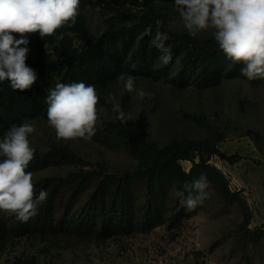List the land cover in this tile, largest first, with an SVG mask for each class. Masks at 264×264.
Returning <instances> with one entry per match:
<instances>
[{
	"label": "trees",
	"instance_id": "obj_1",
	"mask_svg": "<svg viewBox=\"0 0 264 264\" xmlns=\"http://www.w3.org/2000/svg\"><path fill=\"white\" fill-rule=\"evenodd\" d=\"M99 1L116 11L122 6H135L142 10V14L133 25L118 26L117 20H112L100 36L92 35L80 14H77L74 25L66 24L51 36L41 37L38 31L24 34L23 38L29 41L26 47L38 51L25 61L37 79L30 89L24 91L13 90L7 80L0 81V139L12 125H20L25 120L31 123L36 118L48 120L46 98L49 89H54L57 83L84 82L98 88L117 80L122 73L133 77L165 78L178 87L191 84L210 87L219 85L226 78H247L241 74L243 63L230 60L219 48L214 35L193 37L188 32H176L164 26L158 6H175L174 0ZM91 3V0H80V6L88 7ZM157 19L162 22L161 32H166L169 37L165 46L172 54V61L162 67H157L162 53L152 44ZM148 27L152 29L150 36L145 35ZM58 36L59 44L49 51L47 45L54 44ZM179 58L181 70L171 77ZM132 64L137 67L133 69ZM105 131L112 141H127L131 154L138 161L137 168L120 173L105 169L79 170L33 183L35 195L43 189L47 198L39 205L38 214L27 222L19 221L14 213L10 219L0 216V251L13 236L54 234L106 240L116 235L148 231L166 222L179 226L184 219L197 213L204 203L189 212L176 192L184 191L186 198L188 193L183 185L185 182L191 185L201 175L206 176L225 199L244 202L240 196L242 189L232 187L228 174L203 154L196 158L197 153L207 150L235 163L243 158L241 154H227L207 141L175 140L160 145L150 138L144 116L139 121L107 122ZM76 159L75 154L62 149L46 153L34 151L26 171L32 173ZM183 160L193 162L190 170L184 167ZM88 191V201L82 208L75 209L78 199ZM62 192H71L73 199L68 202L64 214L58 217ZM250 233L264 239V228L250 230ZM13 264L41 263L36 257L24 256Z\"/></svg>",
	"mask_w": 264,
	"mask_h": 264
},
{
	"label": "rangeland",
	"instance_id": "obj_2",
	"mask_svg": "<svg viewBox=\"0 0 264 264\" xmlns=\"http://www.w3.org/2000/svg\"><path fill=\"white\" fill-rule=\"evenodd\" d=\"M91 2L88 7L79 6L77 14L87 22L93 36L105 32L112 20H117L118 26L133 25L142 14L140 8L131 5L116 11L99 0ZM158 10L168 30L188 32L175 6L161 4ZM214 31L209 28L196 36L208 38ZM13 35L15 39L21 38L19 34ZM59 42L58 36L54 44L47 45L48 50L53 51ZM37 54L36 49H29L26 60ZM164 65L160 60L157 63V67ZM180 70L181 58L175 62L170 76H176ZM134 78L136 91L132 93L125 90L119 79L95 88L101 101L97 105L99 119L95 135L90 140L58 139L47 119L36 118L31 122L34 132L28 139L34 151L46 153L62 149L77 158L71 163L52 164L32 172L33 183L79 170L105 169L120 173L137 168L138 161L131 154L127 141H112L106 136V123L118 121L117 113L112 111V102H107L109 96L130 114L128 121H139L144 116L150 138L160 145L175 140L207 141L227 154L255 156V161H263L264 78H226L210 87L196 84L178 87L165 78ZM139 90L150 96L139 97ZM200 154L222 169L221 160L224 159L219 155L204 150L197 153V159ZM182 163L187 170L193 165L191 160ZM209 185L210 196L203 207L179 226L166 222L148 231L116 235L106 240L54 234L13 236L0 251V264H13L24 256L36 257L41 264H264V239L250 233V230L264 228V220L255 215L243 190L240 196L244 202L229 201L211 182ZM89 195L90 191L83 194L75 209L82 208ZM72 199L71 192H62L58 217L64 214ZM12 214L0 211V216L6 219Z\"/></svg>",
	"mask_w": 264,
	"mask_h": 264
},
{
	"label": "clouds",
	"instance_id": "obj_3",
	"mask_svg": "<svg viewBox=\"0 0 264 264\" xmlns=\"http://www.w3.org/2000/svg\"><path fill=\"white\" fill-rule=\"evenodd\" d=\"M174 4L189 35L195 37L199 31L214 29V38L224 54L243 63V76L249 80L264 78V0H174ZM79 6L80 0H0V81H9L13 90L30 89L37 76L25 62L29 41L24 34L38 31L41 37L51 36L66 24L74 25ZM155 24L152 44L162 53L159 60L167 65L172 61L165 46L169 37L161 32L159 19ZM13 33L22 38L15 39ZM145 35H152L151 27L145 29ZM118 79L128 93L136 91L132 75L122 73ZM138 95L150 96L143 90ZM99 99L95 86L84 82L57 83L49 89L47 118L57 138L90 140L99 119ZM113 101L114 97L107 98L116 118L126 123L130 114ZM33 132L34 127L25 120L12 125L0 139V211L14 213L21 222L35 217L48 195L43 189L35 195L32 173L26 171L34 156L28 139ZM209 187L206 176L201 175L191 185H183L186 198L184 191H177L176 196L191 212L209 198Z\"/></svg>",
	"mask_w": 264,
	"mask_h": 264
},
{
	"label": "crops",
	"instance_id": "obj_4",
	"mask_svg": "<svg viewBox=\"0 0 264 264\" xmlns=\"http://www.w3.org/2000/svg\"><path fill=\"white\" fill-rule=\"evenodd\" d=\"M252 157L231 163L221 160L223 171L231 178L234 188L242 189L255 215L264 220V159L257 162Z\"/></svg>",
	"mask_w": 264,
	"mask_h": 264
}]
</instances>
